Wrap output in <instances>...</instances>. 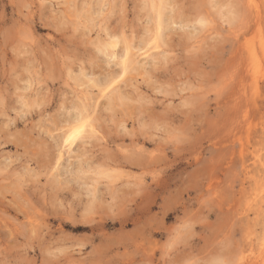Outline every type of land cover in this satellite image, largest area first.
<instances>
[{
    "label": "rangeland",
    "instance_id": "1",
    "mask_svg": "<svg viewBox=\"0 0 264 264\" xmlns=\"http://www.w3.org/2000/svg\"><path fill=\"white\" fill-rule=\"evenodd\" d=\"M263 263L264 0H0V264Z\"/></svg>",
    "mask_w": 264,
    "mask_h": 264
},
{
    "label": "bare ground",
    "instance_id": "2",
    "mask_svg": "<svg viewBox=\"0 0 264 264\" xmlns=\"http://www.w3.org/2000/svg\"><path fill=\"white\" fill-rule=\"evenodd\" d=\"M165 4L167 2L163 1ZM161 5V7L159 8V11H158V16H159V25L162 26L161 30H163L164 28V24L168 23L166 20H165V17H166V14L165 12H163V8L165 7L164 4ZM153 5V4H152ZM157 10V9H156ZM244 17V16H243ZM177 18V17H176ZM204 21V20H203ZM169 24V23H168ZM166 28V27H165ZM160 30V31H161ZM22 35V34H21ZM107 44V43H105ZM104 44V45H105ZM125 44V42H124ZM108 45L112 46V47H115L117 45V40H112L108 43ZM124 49V47H123ZM104 52V51H103ZM146 53V52H145ZM136 55L134 53H132V50H131V46L126 43L125 45V53H124V56L122 58V60L120 61V64L122 66V73L121 74H126L128 71H130V69H136V67L138 68V66L140 65V62H139V59L138 57L136 58L135 57ZM140 68V67H139ZM233 72V71H232ZM80 75V74H79ZM122 76V75H121ZM115 80H112L109 82L108 86L111 85ZM107 86V87H108ZM116 88V87H115ZM106 89L102 90V92L105 94L106 96V93H105ZM109 92V91H108ZM217 93V92H216ZM117 95V94H116ZM221 95V94H220ZM120 96V95H119ZM206 106V105H205ZM202 107V106H201ZM204 107V106H203ZM86 109V108H84ZM96 109V108H95ZM79 110H81V108H79ZM95 111V110H94ZM80 112V111H79ZM92 112H90V115H91ZM79 115V113H78ZM90 115L89 113H83L81 115H79L78 117H76L74 119V122L71 124V127L69 128L68 130V134L66 136V141L71 143L72 144V141H74L75 139H72V140H69V135L71 134L70 133V130L74 129L75 127L87 122L88 123V127H87V130L85 132V134L83 135L82 139L85 137H92V136H98V129H97V123H96V126L93 124V121L95 122V120H93L95 118V116L90 118ZM93 120V121H92ZM180 125V124H179ZM182 125V124H181ZM181 129V128H180ZM67 133V132H66ZM100 136V135H99ZM98 136V137H99ZM135 142V141H134ZM72 146V145H71ZM89 151V150H88ZM146 157V156H145ZM146 159V158H145ZM44 167V165L42 166ZM37 170V169H36ZM49 171V170H48ZM51 171V170H50ZM10 174V173H9ZM101 176V175H100ZM9 185V184H8ZM127 188V187H126ZM95 200V199H94ZM113 201V200H112ZM103 204V203H102ZM264 264V263H263Z\"/></svg>",
    "mask_w": 264,
    "mask_h": 264
},
{
    "label": "snow or ice",
    "instance_id": "3",
    "mask_svg": "<svg viewBox=\"0 0 264 264\" xmlns=\"http://www.w3.org/2000/svg\"><path fill=\"white\" fill-rule=\"evenodd\" d=\"M87 127H88V123L85 122L77 127H75L74 129L70 130V135H69V140H72V139H79L81 137H83V135L85 134L86 130H87ZM67 143V141L65 142ZM53 153H55L56 149H55V146L53 147Z\"/></svg>",
    "mask_w": 264,
    "mask_h": 264
}]
</instances>
